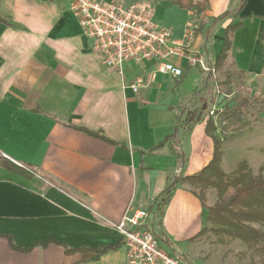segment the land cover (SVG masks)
I'll list each match as a JSON object with an SVG mask.
<instances>
[{
    "label": "crops",
    "instance_id": "0c3cea01",
    "mask_svg": "<svg viewBox=\"0 0 264 264\" xmlns=\"http://www.w3.org/2000/svg\"><path fill=\"white\" fill-rule=\"evenodd\" d=\"M104 1L149 5L154 21L174 38L192 28L191 48L213 63L226 29L239 23L229 35L227 60L264 93V0H244L237 14L241 0H207L200 14L166 0ZM0 16L9 23H0V156L13 164L0 165V264H63L66 248L117 244L78 264H124L126 250L111 224L129 208L151 213L160 245L184 264H222L212 253L213 239L199 236L207 212L189 186L179 181L166 190L213 155L206 122L190 121L187 110L178 118L192 95L177 94L182 79L199 70L175 59L181 79L159 76L134 93L130 83L147 77L152 64L108 68L83 35L70 0H0ZM200 85L198 79L194 91ZM159 95L167 101L155 102ZM175 130L182 164L170 141L149 152ZM4 235L17 247L35 246L18 251Z\"/></svg>",
    "mask_w": 264,
    "mask_h": 264
},
{
    "label": "built area",
    "instance_id": "2783aa9c",
    "mask_svg": "<svg viewBox=\"0 0 264 264\" xmlns=\"http://www.w3.org/2000/svg\"><path fill=\"white\" fill-rule=\"evenodd\" d=\"M70 10L108 68L120 72L125 62L152 64L147 77L139 75L130 83L134 93L148 87L159 76L180 78L183 70L175 59L185 58L189 66L210 76L215 74V63L191 48L193 29L187 27L182 38H174L168 29L154 21L153 10L145 3L122 6L104 0H70ZM17 165L28 169L23 164ZM150 220L147 209L129 208L118 222L111 224L126 250L124 264H184L160 245L150 229Z\"/></svg>",
    "mask_w": 264,
    "mask_h": 264
},
{
    "label": "trees",
    "instance_id": "16d2710c",
    "mask_svg": "<svg viewBox=\"0 0 264 264\" xmlns=\"http://www.w3.org/2000/svg\"><path fill=\"white\" fill-rule=\"evenodd\" d=\"M166 1H169L171 4L181 9L195 8L198 14L205 10L207 4V0ZM243 4L244 0H241L240 7L235 10L236 14L239 13ZM223 16L219 17V19ZM0 23L9 25L7 20L1 16ZM239 26L240 24L237 23L228 26L226 29L225 40L215 62L216 67H220L227 60V52L230 48V32L234 31ZM236 73L240 76H244L243 72L240 70H236ZM245 93L244 96H239L237 103L234 104L233 111L240 115L242 113H247V107L250 105L259 111L256 113L257 115L261 114L264 111V95H250L248 90ZM243 109H245L244 112ZM251 114L253 115L254 112H251ZM78 129L90 135L108 140L99 132H92L84 128ZM205 129L206 133L213 141V155L211 160L199 172L184 177L179 176L177 181L166 190L170 191L177 182L182 181L189 186L191 193L198 198L202 207L207 212V225L199 232V236H206L209 233L214 235H226L231 239H239L247 248H254V250L262 251L264 255V231L251 225L252 223H257L264 226V176H253L250 168L245 162H241L234 171L225 173L221 168V140L214 134L215 127L211 120L206 121ZM177 134L178 131L175 130L172 134L165 136V138L151 148L149 152L163 147L166 142L170 141L177 147L178 156L181 158L182 164L184 159L183 153L180 150ZM110 142L113 144L115 143L113 141ZM0 165L5 168L13 169V164L5 157L3 158L0 156ZM211 189L216 191L217 201L212 205H208L207 193ZM168 196L169 194L165 198V203L168 200ZM4 236L9 239L12 247L18 251L26 252L35 246L34 244L29 247L20 248L12 243L11 236ZM117 246L118 244L113 246H100L98 248H88L85 246L66 248L63 253V264H78L96 260L103 253Z\"/></svg>",
    "mask_w": 264,
    "mask_h": 264
},
{
    "label": "rangeland",
    "instance_id": "374dc122",
    "mask_svg": "<svg viewBox=\"0 0 264 264\" xmlns=\"http://www.w3.org/2000/svg\"><path fill=\"white\" fill-rule=\"evenodd\" d=\"M197 69L199 73L191 71L182 79V85L177 91L178 95L185 96L192 90L191 98H188L182 108V114H179V121L186 114L184 112L186 110L191 111L190 121L195 118L205 122L212 121L215 127L214 134L221 140V168L225 173L234 171L241 162H245L253 176H264V111L257 115L259 111L250 105L247 107V113L240 115L233 111L239 96H244L247 90L250 95H264V93L259 94V91H255L250 86L248 77L238 75L237 69L228 60L220 67L215 66L214 76ZM182 77L183 75L180 79ZM211 77L214 79L213 85ZM198 79L201 85L194 91ZM165 96H156L154 100L160 103L166 98ZM251 112L254 114L252 115ZM216 201V191L209 190L207 204L212 205ZM251 225L264 231V226L257 223ZM154 233L160 241L161 231L156 229ZM209 236L214 241L211 245L212 253H216L218 259L221 258L222 264H264L263 252L247 248L239 239H231L226 235L210 234ZM176 249H181L179 244H176Z\"/></svg>",
    "mask_w": 264,
    "mask_h": 264
}]
</instances>
